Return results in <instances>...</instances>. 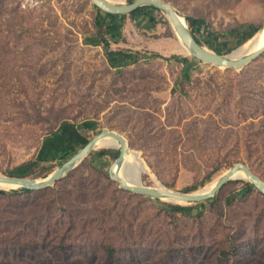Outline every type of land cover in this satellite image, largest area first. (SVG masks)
Here are the masks:
<instances>
[{
  "label": "rangeland",
  "instance_id": "obj_1",
  "mask_svg": "<svg viewBox=\"0 0 264 264\" xmlns=\"http://www.w3.org/2000/svg\"><path fill=\"white\" fill-rule=\"evenodd\" d=\"M168 1L221 32L214 43L225 50L240 47L230 29L264 26V0ZM98 10L91 0H0V173L32 161L61 123L91 120L94 129L80 133L122 134L149 169L145 186L155 177L200 189L238 163L264 179V54L241 71L200 61L186 77L172 57L191 55L154 9L155 25L148 14L126 15L110 47L141 56L114 68L93 43ZM102 150L119 151L96 149L50 188L3 189L0 264H238L236 252L220 257L233 245L264 256V194L246 192L248 180L230 182L195 215L170 214L165 204L176 202L120 188L109 175L115 156L100 158ZM60 164L54 157L29 177Z\"/></svg>",
  "mask_w": 264,
  "mask_h": 264
},
{
  "label": "water",
  "instance_id": "obj_2",
  "mask_svg": "<svg viewBox=\"0 0 264 264\" xmlns=\"http://www.w3.org/2000/svg\"><path fill=\"white\" fill-rule=\"evenodd\" d=\"M92 4L103 12L110 14H129L142 5H152L165 12L169 21L182 40V42L188 48L190 55L200 60L202 63L212 64L218 68L234 69L241 71L248 65L253 63L258 57L264 54V45L250 54L237 58L236 52L242 48V45L230 54H219L216 50L211 49L207 45L199 42L192 32V28L186 16L174 3L168 0H131V2L113 3L108 0H91ZM105 138H113L120 144L118 149L120 152L119 157L114 161L109 170V175L112 180L116 181L120 188L128 191L148 195L154 198L169 201V199L177 200V204L192 205L200 202L207 201L215 198L218 192L224 188L230 182L241 178L240 175L244 174L246 177L244 180H248L255 188L260 190L264 194V179L256 174L247 164L238 163L233 168L228 170L218 181L217 185L209 191H191L182 192L167 188L163 186L149 187L142 183L133 184L130 183L121 175V170L126 164V160L132 149L129 146L128 140L120 133L116 131H110L108 129H102L96 136H94L89 142L81 148L76 154L69 158L66 162L56 168L51 174L44 179H36L31 177H14L7 174L0 173V183L12 186V188H25L30 190H37L42 188L53 187L59 180L65 178L71 171H73L85 158L98 149V145ZM141 171L145 170V163L140 159Z\"/></svg>",
  "mask_w": 264,
  "mask_h": 264
},
{
  "label": "trees",
  "instance_id": "obj_3",
  "mask_svg": "<svg viewBox=\"0 0 264 264\" xmlns=\"http://www.w3.org/2000/svg\"><path fill=\"white\" fill-rule=\"evenodd\" d=\"M127 1L131 2V0ZM154 9L158 8L152 5H142V7L138 8L137 10L124 15L110 14L98 10L97 16L95 18L96 36L93 39V43H102L107 62L111 67L121 68L137 63L140 60L141 52H134L128 49L114 50L110 47V39L115 42L120 40L122 37V26L126 15L129 17H134L140 14H148L149 19L153 22V25H155L156 18L154 17ZM188 19L192 28V32L199 42L209 46L210 48H213L219 54H230L235 49L230 47L225 50L221 43L219 46H217L214 43V38L221 34V32L211 28V25H209V23H207L204 18L188 16ZM260 29L261 26L249 24L232 28L229 30V32L238 35V47L253 38ZM172 59H176L177 61L184 63V75L186 77L191 75L195 64L198 62L200 63V60L195 57H181L175 55L172 57ZM95 126L96 122L91 120L83 121L78 125L67 121L61 123L59 128L54 133L49 134L42 139L39 149L32 161L29 160L23 162L7 171L5 174L20 178L29 177L35 173L36 168L39 166L43 164H50L54 157H57L58 161L63 164L89 142L88 139L81 135L79 127H84L86 130L92 131ZM96 154L100 158L108 156L109 154H113L116 160L119 157L120 152L102 150L98 151ZM198 188L199 187L187 188L186 192L195 191ZM252 188H254V186L251 183L247 184L246 192L250 191ZM11 191L13 193H20L29 192L30 189L17 188ZM6 193L7 192L5 190L0 189V194ZM215 200L216 198H212V201ZM205 203L206 202L204 201L193 205L172 203H166L165 205L167 207V211L170 214L181 212L186 215H195L199 208ZM232 252H236V254L240 256L238 264H264L263 255H249L247 251L239 248L237 245H233L231 248L222 250L220 257L222 259L224 258V260H231Z\"/></svg>",
  "mask_w": 264,
  "mask_h": 264
},
{
  "label": "bare ground",
  "instance_id": "obj_4",
  "mask_svg": "<svg viewBox=\"0 0 264 264\" xmlns=\"http://www.w3.org/2000/svg\"><path fill=\"white\" fill-rule=\"evenodd\" d=\"M108 1L113 2V3L124 2V0H108ZM177 37L180 41V47L178 49L179 52L190 55V52L188 48L186 47V45L182 42V40L179 38L178 35ZM262 45H264V26L256 33V35L253 38H251L250 40H248L242 45V48L236 52L235 56L237 58H242V56L252 53L253 51L260 48ZM97 148H100V149L101 148H113V149L118 150L120 148V144L118 143V141H116L113 138H105L101 141V143L98 145ZM140 159L142 158L140 157L139 153H137L136 151H130V154L126 160V164L124 168L121 170V175L125 179H127L130 183H133V184L142 183L141 174L144 172H149V169L147 168L146 165H145V170L141 171L142 168H141ZM240 177L245 179L246 176L244 174H241ZM152 178H154L156 181L155 187H158V188L163 187V185L155 177H152ZM219 180L220 179L214 180L212 183L208 184L204 188L198 189L197 191H201V192L209 191L217 185ZM9 188H12V186L0 183V189H9ZM169 201L177 202V200H174V199H169Z\"/></svg>",
  "mask_w": 264,
  "mask_h": 264
},
{
  "label": "crops",
  "instance_id": "obj_5",
  "mask_svg": "<svg viewBox=\"0 0 264 264\" xmlns=\"http://www.w3.org/2000/svg\"><path fill=\"white\" fill-rule=\"evenodd\" d=\"M81 135L84 137V138H86L82 133H81ZM87 139V138H86Z\"/></svg>",
  "mask_w": 264,
  "mask_h": 264
}]
</instances>
